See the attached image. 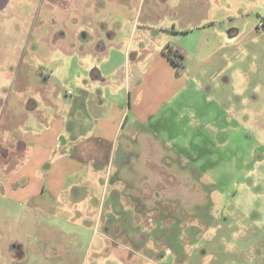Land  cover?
I'll list each match as a JSON object with an SVG mask.
<instances>
[{
  "label": "rangeland",
  "instance_id": "374dc122",
  "mask_svg": "<svg viewBox=\"0 0 264 264\" xmlns=\"http://www.w3.org/2000/svg\"><path fill=\"white\" fill-rule=\"evenodd\" d=\"M129 2L163 18L162 35L183 47L177 66L188 84L157 112L130 115L114 150L96 156L98 182L79 195L91 197L87 212L72 216L48 191L53 213L37 193L18 201L6 182L11 159L0 154V264H264V0L179 12L178 33L158 12L167 0H9L0 12V149L13 150L24 130L10 125L11 103L56 87L68 106L84 54H64L89 49L100 21L132 17ZM42 71L53 74L46 83Z\"/></svg>",
  "mask_w": 264,
  "mask_h": 264
},
{
  "label": "crops",
  "instance_id": "0c3cea01",
  "mask_svg": "<svg viewBox=\"0 0 264 264\" xmlns=\"http://www.w3.org/2000/svg\"><path fill=\"white\" fill-rule=\"evenodd\" d=\"M184 1L167 0L165 9H158L163 14L169 13L173 19V33L181 31L174 22L179 12L188 14L198 10L201 14L205 6L212 4V0H201V3L192 0L193 3L186 5ZM126 5L123 9L132 10V17L125 21L114 17L111 22L99 20L105 23V30L96 36L89 49L72 48L64 54L65 58L84 54V58L82 56L77 63L74 92L67 91V94L73 95L68 106L57 96L56 87V90H48L47 94L40 91L22 101L17 100L14 108V102L11 103L10 125L24 129L21 136L14 139V148L9 149V156L5 158L11 159L13 168L7 176V186L11 185L10 193L18 201H27L37 193L42 197L41 207L53 213L49 210L50 199L45 197L48 191L60 202L59 208L70 209L72 216L78 209L87 212L92 208L91 204L86 208L82 204L92 201L91 197L80 198L79 195L82 185L98 182L96 156L114 150L130 115L139 119L151 115L157 112L161 103L170 101L186 88L188 75L178 73L180 68L162 52L167 43L183 50L176 38L168 35V31L162 35L161 30H165L163 18L151 9L143 13L144 4L141 2ZM152 28L159 29L160 33L151 36L148 30ZM123 30H126L125 35L120 34ZM89 37L86 34L81 39L88 40ZM150 57L154 60L151 61ZM151 64L154 68L157 65V69L147 75L146 67ZM52 73L45 76L42 71L44 83L51 79ZM29 78L30 75L22 78L27 79V89L31 85ZM17 79L13 80L15 86H18ZM32 85L35 87L36 83ZM152 91L153 94L157 92L158 100L153 107L145 108V101ZM82 173L85 176L80 179ZM30 185H34L32 192ZM47 203L48 206H45ZM55 214L58 215V212Z\"/></svg>",
  "mask_w": 264,
  "mask_h": 264
},
{
  "label": "trees",
  "instance_id": "16d2710c",
  "mask_svg": "<svg viewBox=\"0 0 264 264\" xmlns=\"http://www.w3.org/2000/svg\"><path fill=\"white\" fill-rule=\"evenodd\" d=\"M162 52L167 56L169 60L175 65H183L184 62V52L179 49L177 46H175L172 43H167L163 49Z\"/></svg>",
  "mask_w": 264,
  "mask_h": 264
},
{
  "label": "water",
  "instance_id": "95a60500",
  "mask_svg": "<svg viewBox=\"0 0 264 264\" xmlns=\"http://www.w3.org/2000/svg\"><path fill=\"white\" fill-rule=\"evenodd\" d=\"M9 0H0V12L7 8Z\"/></svg>",
  "mask_w": 264,
  "mask_h": 264
},
{
  "label": "flooded vegetation",
  "instance_id": "af4514ba",
  "mask_svg": "<svg viewBox=\"0 0 264 264\" xmlns=\"http://www.w3.org/2000/svg\"><path fill=\"white\" fill-rule=\"evenodd\" d=\"M0 154L2 155V156H4V157H7V156H9V149H5V148H1L0 149Z\"/></svg>",
  "mask_w": 264,
  "mask_h": 264
}]
</instances>
